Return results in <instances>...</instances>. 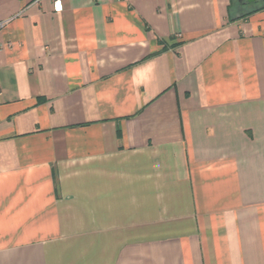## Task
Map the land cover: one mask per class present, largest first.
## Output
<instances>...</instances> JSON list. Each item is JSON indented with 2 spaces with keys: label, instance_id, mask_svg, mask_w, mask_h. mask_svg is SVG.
<instances>
[{
  "label": "crops",
  "instance_id": "0c3cea01",
  "mask_svg": "<svg viewBox=\"0 0 264 264\" xmlns=\"http://www.w3.org/2000/svg\"><path fill=\"white\" fill-rule=\"evenodd\" d=\"M61 1L0 0V264H264V0Z\"/></svg>",
  "mask_w": 264,
  "mask_h": 264
},
{
  "label": "built area",
  "instance_id": "2783aa9c",
  "mask_svg": "<svg viewBox=\"0 0 264 264\" xmlns=\"http://www.w3.org/2000/svg\"><path fill=\"white\" fill-rule=\"evenodd\" d=\"M54 9L56 11H61L63 9V5H62V1L61 0H54Z\"/></svg>",
  "mask_w": 264,
  "mask_h": 264
},
{
  "label": "water",
  "instance_id": "95a60500",
  "mask_svg": "<svg viewBox=\"0 0 264 264\" xmlns=\"http://www.w3.org/2000/svg\"><path fill=\"white\" fill-rule=\"evenodd\" d=\"M248 1H250V2H254V1H256V0H248Z\"/></svg>",
  "mask_w": 264,
  "mask_h": 264
}]
</instances>
